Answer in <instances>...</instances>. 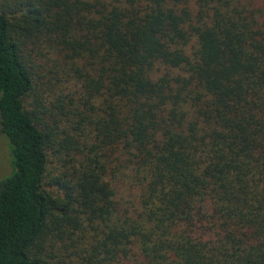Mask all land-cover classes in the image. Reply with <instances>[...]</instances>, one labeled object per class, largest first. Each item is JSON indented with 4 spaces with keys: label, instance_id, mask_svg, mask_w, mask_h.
<instances>
[{
    "label": "trees",
    "instance_id": "1",
    "mask_svg": "<svg viewBox=\"0 0 264 264\" xmlns=\"http://www.w3.org/2000/svg\"><path fill=\"white\" fill-rule=\"evenodd\" d=\"M0 264H264V0H0Z\"/></svg>",
    "mask_w": 264,
    "mask_h": 264
},
{
    "label": "rangeland",
    "instance_id": "2",
    "mask_svg": "<svg viewBox=\"0 0 264 264\" xmlns=\"http://www.w3.org/2000/svg\"><path fill=\"white\" fill-rule=\"evenodd\" d=\"M12 171L10 143L0 130V181Z\"/></svg>",
    "mask_w": 264,
    "mask_h": 264
}]
</instances>
